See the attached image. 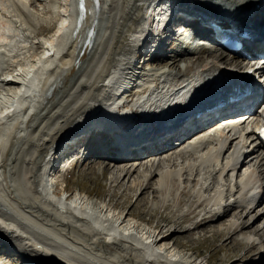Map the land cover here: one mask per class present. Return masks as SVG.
<instances>
[{"label": "bare ground", "instance_id": "bare-ground-1", "mask_svg": "<svg viewBox=\"0 0 264 264\" xmlns=\"http://www.w3.org/2000/svg\"><path fill=\"white\" fill-rule=\"evenodd\" d=\"M57 1L44 0L43 8L48 11L49 2ZM60 1L64 7L63 17L56 23L53 31L37 42L32 39L35 35L29 32V25L26 26L27 19L29 22L33 20L28 13L30 9H27L32 6L33 0H0V156L7 138L13 140L6 156L0 159V248L4 249V252L8 250L25 257L23 261L20 259L22 256L15 257L11 264H15L16 259L20 264H174L173 261L176 260L181 264H204L188 253L176 250L175 246L194 250L190 236L200 230L208 232L216 240L223 237L218 252L229 249L231 243L236 241L237 234L247 237L248 233H256L261 238L259 241L237 240L238 246L247 247L245 252L236 258L233 253L225 257L231 259V262H241L247 256L249 262L246 264H264V223L263 226L260 225V229L250 232L256 221H246L242 218L253 208L256 211L260 209L258 214L264 209V205L259 207L264 199V143L258 138L255 130L245 128L249 121L248 116H239L234 125L216 128L214 134L197 139L194 143L189 142L197 135L186 137L176 132L159 144L140 150L131 149L130 153L118 152L119 145L127 149L129 139L149 138V133L153 132L149 127L156 128L155 130L165 126L176 127L179 119L172 123L141 122L143 128L136 132L134 125L140 120L132 118L128 123L124 120L129 115H119L115 109L114 112H107L110 114L109 120H112L111 123L117 130H97L91 124L95 119H101L102 123L104 116L100 118V115L105 112V108H109L116 99L124 96L123 93L117 95L114 92L118 87L114 82L119 83L120 79L131 77L126 82L127 85L130 84L136 71L146 72L149 64L161 68H152L153 70L149 71L151 78L143 82L144 91L150 90L152 85L153 89L171 85L181 88L184 76L193 78L197 72L210 76L224 70L228 65L247 67L245 63L239 64L237 61V55L243 51L229 54L227 57L226 52L213 50L203 44V41L189 43L188 39L184 40L183 46L177 47L176 38L167 42L168 34L173 30L167 23L156 33L148 30L146 14L156 0H128L123 7L126 13L122 12L118 19L120 29L113 39L111 56L109 52L102 64L103 68L99 69L100 71L97 69L93 77L81 82L84 64L95 48L92 43L80 52L86 35L85 30L96 20V36L102 5L101 8H96L93 0H86L85 17L74 31L79 15L78 0ZM194 1L196 2H190ZM213 1L223 2L228 9H219L207 1L199 0L198 4L195 5L194 2L195 6L188 11L206 17L204 21L207 23L208 18L215 13L218 18L235 26L250 18L251 8L260 11L264 6V0ZM263 27L264 25H259L257 28L263 30ZM145 29L148 32L146 34ZM199 29L205 31L203 26ZM256 35H262L264 38V32H258ZM150 40H156V46L144 61L148 65L140 67V59L134 63L133 58L146 54L145 46L149 45ZM263 45L264 42L260 41V38L246 43L249 51L264 52ZM24 49L28 50L27 54ZM24 53L26 56H23ZM190 55L195 58L186 60ZM77 58L79 61H76ZM204 58L208 59L203 60ZM184 60L186 61L183 63ZM114 74H117L115 78ZM143 75L145 77L144 73ZM80 82L85 89L77 95L73 103L59 110V94L62 93L64 99H70L74 88ZM210 84L205 86L203 92L210 88ZM229 87L222 83L220 88L228 90ZM213 90L214 88H211L207 92ZM136 91L133 87L124 91L129 92L124 98L126 107L133 108L135 105ZM198 106L199 103L194 106L197 111L201 109ZM46 116L47 121L55 118L54 125L44 130L43 124L46 121L40 120L35 125L36 131L40 126L37 131V134L40 133L38 140H26L42 153H34L30 159L27 154H21L24 156V162L30 161L27 164L30 173L27 177L31 181L30 187H33L36 193L34 198L32 197L34 204L20 201L21 204L19 202L16 205L15 194L6 178L9 160L17 151V144L22 143L21 135L25 134L24 129L32 127L38 118ZM210 129L212 128H207ZM159 132L157 130L155 133ZM98 135L101 137L97 138ZM248 137L251 138L249 142ZM177 140L180 141L179 146H171ZM209 142H215V145L204 151L206 143ZM63 152L64 155L71 153L73 162L84 154V159L94 155L103 158L106 174L104 176L110 185L125 187L121 196L116 199L117 195L109 191L106 204L98 206L90 199V191L85 190L84 194L68 191L65 193L66 189L60 185L59 176L62 169L58 164V158ZM225 153L229 155L225 156ZM183 158H194L201 162L198 165L191 162L186 164ZM224 158L228 160L224 162ZM255 158L258 161L256 167H245L250 176L255 174V180L249 186L248 179L242 185L236 178L234 181L238 188L234 192L239 193L231 201L222 202L220 194L223 192L220 191V194L216 195L218 190L210 187L211 183L205 184L204 177L207 175L202 176L203 180L199 177L201 173H210L211 182L219 183L218 177L225 173L227 177L224 179L232 180L233 174L238 175L241 167ZM214 160L221 162L219 169L214 165ZM180 165L186 174L181 182L183 184L178 181L180 171H176ZM172 166L175 169H172ZM189 171L194 175H190ZM226 186V190H231L230 186ZM244 187L247 188L246 191ZM133 192H137L134 203L130 200ZM149 198L154 203L153 212L164 211L165 217L160 215L157 221L149 218L147 226L130 217L143 219L142 212L132 208L141 201L146 207L150 203ZM23 203L31 210H39L44 217L38 215V212H31L29 208L26 209ZM235 207L238 210L232 212ZM126 208H129L128 211ZM74 209L79 213L76 214ZM48 218L52 221H48ZM58 224L64 227H59ZM180 231L190 235L187 236L188 240L184 241L181 236H176ZM172 239L174 242L170 243ZM204 239H207L206 236ZM101 247L107 254L115 251L119 256L115 258L111 253L106 255L101 252ZM1 255L0 252V257ZM206 261L216 264L212 259Z\"/></svg>", "mask_w": 264, "mask_h": 264}, {"label": "rangeland", "instance_id": "rangeland-1", "mask_svg": "<svg viewBox=\"0 0 264 264\" xmlns=\"http://www.w3.org/2000/svg\"><path fill=\"white\" fill-rule=\"evenodd\" d=\"M103 1H105V2H103ZM126 1L128 2V0H102V3H101L102 11L100 12L101 14L99 16V20H100L99 24L100 25L98 24L97 38H95L96 40L94 43L95 48H94L92 54L88 56L89 59L86 60V62H85L86 65L84 64V67H83L84 69H82V73H81V79H82L81 82H83V80L90 79L91 76L93 77V74L97 73L96 72L97 69H98V71H100L103 68L102 64H104V60L107 59L106 56H108L109 52H110V56H111V53L113 51V48H112L113 39L120 29L119 28L120 24L118 27V19L121 16V13L124 12L123 7L125 4H127V3H125ZM33 3H34V6H33ZM33 3H32V6L27 7V9L28 8L30 9V10L28 9L29 11L27 10L29 13V16L32 17L31 19H33V20L31 22H29V20L27 19L26 22L28 21V23L26 24V26L29 25L28 26V27H30L29 32L31 33V35H35V37L33 36L32 39L34 41L38 42L39 40L44 38L43 36H47L51 31H53L56 23L58 21H60V19L63 17L62 15H63L64 7L62 6V3L60 0H58L57 2H49V6H50L49 8L50 9H48V11H45V9L43 8L44 0H33ZM122 4H123V6H122ZM124 13H126V12H124ZM117 14H118V16H117ZM33 15H35V16H33ZM149 47H151V45H149ZM24 50H25V53L27 54L28 50H26V49H24ZM25 53L23 54V56L24 55L26 56ZM227 57H229L228 53H227ZM190 58L194 59L195 56L190 55V57H188L186 60H188ZM206 59H208V58H204L203 60H206ZM186 60H184L183 63ZM152 68L158 69V68H161V66L149 64L146 67V69H147L146 72H142L145 74L144 82L148 81L151 78L149 71H152L153 70ZM116 75L117 74H114L113 77ZM126 79H128V78L124 77L123 80L120 79V81H118V82L122 83V81H125ZM81 82L77 85V87L74 88L73 93H72L73 95L71 94L72 98L70 97V99H69V97H67V99H64L65 96H62V93L59 94V97H58L59 102L58 103L60 105H59V107L56 106L59 108V110L63 109L67 105L71 104V102L73 103V100H76L77 95L78 94L80 95L81 92L85 89V88L83 89ZM73 84H75V83H73ZM69 88L70 87H68V89ZM46 118H47V116L43 117L41 119L38 118L37 122L33 123L34 125H32V127H28L27 129H24L25 134L21 135L22 136V143L19 142L20 145L17 144V147H15L16 145L14 146L15 149H17V151L13 155H11L12 157L9 160L10 165L8 166V169L6 171V178H7L8 183L11 185L12 190L15 194L14 202L16 203V205H18V203L20 201L29 202L30 204H34L32 197L34 198L36 193L33 190V187H30L31 181L27 177V175L30 174L29 168H28L29 165H27L28 162H30V161L24 162V156L23 155L27 154L28 158H29L34 153H36V155L42 153L40 151V149H38L37 147L34 146V144H32L28 141L26 142V140H29V139H31V140L34 139L36 141L38 140L37 138L39 137L40 133L38 132V134H37V131L40 128V126L36 131L35 125L38 122H40V120H42V122L46 121V122H44V124L42 123L44 130L46 128L52 127L54 125V121H55L54 119L55 118L48 119V121L46 120ZM33 133H35V134H33ZM248 134H251V133L248 132ZM23 135H25L24 136L25 138L23 137ZM242 135L245 137L244 133ZM247 140L249 142L251 140V138L248 137ZM12 145H13V140H11V138L10 139L7 138L6 144L4 147L5 149L3 148V150L1 151L2 154L0 156V159H3L6 156L7 151L9 150V148ZM22 145H23V147H22ZM213 145H215V142L206 143V146H205L206 148L204 151H207V149H209L210 147H213ZM19 150H21L20 153L18 152ZM21 154H23V155H21ZM225 154H226L225 156L229 155V153H225ZM84 157H85V154H84V156H81L75 162H73V161H71V163L68 162L67 169L62 171V173L60 174V176H59L60 177V185L62 186V188H63V185H65V189H66L65 193H67V191H68L69 193L71 192L74 194L80 193V192H83L82 194H84L85 190L90 191L91 192V195H90L91 198H90V196H89V198L93 202L98 204V206L99 205L102 206L103 203L106 204V201H108L107 194L109 191L114 192L117 195L116 199H118L121 196L122 192L124 191L125 187L122 186L123 188H121V187H116V186L110 185V182L104 176L106 174H104L105 170H104V166H103V158H100L97 155L91 156L92 158H88V159H86V158L84 159ZM95 160H97V161H95ZM183 160H185L186 164L191 162L192 164L198 165L201 162L200 160H196L194 158H191V159L190 158H185V159L183 158ZM227 160H228L227 158H224V162H226ZM256 164L258 165V161L256 158L254 160H252L251 162H249L248 164H245V166L241 167L242 169L240 170V173L238 175L236 173L233 174L232 180H229V179L225 180L224 178L227 176H225V173H223V175H221V177L220 176L218 177L220 182L219 183L215 182L216 185L214 182H211L212 181V175L210 173H207V174L203 173L204 175H202V173H201V175H199V177H200V179L203 180L202 176L207 175V177L206 176L204 177V179H205L204 182L206 181L205 184L211 183L210 187L215 188V190H218L216 192V195H218V193L220 194V191L223 192L222 194H220L222 202L229 201V200L231 201L236 196H238V193H239V192H234L238 188L237 184H235L234 180L237 178L238 181H241V184L243 185V184H245L246 179H248L249 180L248 185H251L253 183V181L255 180V178H254L255 174H252L250 176V173L246 170L245 167H248V168H250V167L252 168L253 166L256 167ZM201 165H202V163H201ZM214 165L217 166V169H219V167L221 166V162L214 160ZM181 166L182 165H180L178 167L176 166L177 167L176 168L177 173H179V171H180L179 174H181L180 176L178 174V181L180 183L182 182L183 178L186 176V174L183 172V170H181L182 169ZM213 168H214V166H212V169ZM172 169H175V168H173V166H172ZM0 170H1V168H0ZM4 170H5V168H4ZM248 170H250V169H248ZM189 173H190V175L193 174L192 171H189ZM2 176H4V175H2ZM208 176H210V177H208ZM181 184H183V183H181ZM214 185H215V187H214ZM226 185L230 186L231 190H229V189L226 190V188H227ZM62 195H63V193H62ZM136 195H137V192L132 193V196L130 199V200H132L131 202L134 203V199H135ZM149 201H150V203L146 207L143 206L144 202L141 201V203L138 202V203L134 204V207L132 208L134 211L142 212L143 219L134 218L133 216H131L130 218L134 221L137 220L138 222L142 223L143 225L147 224V226H148L149 224H148L147 219L150 218L151 220L157 221V218L160 215L163 216L164 211L162 212L159 210V212L158 211L156 213L153 212L152 208L154 206V203L151 201L150 198H149ZM263 203H264V199L262 200V203H261V205H259V207L263 206L264 205ZM20 204H21V202H20ZM23 204H24L26 209H28V208L30 209V207L25 205L26 203H23ZM93 209L96 210L95 208H93ZM128 209L129 208H126V211H128ZM237 210L238 209L235 207L232 209V212L237 211ZM254 210L255 209L253 208L248 213L247 216L244 215L242 217L246 221L247 220L248 221L250 220L251 222L256 221L254 223V225L252 226V229L250 228V232L252 230L260 229L264 225L263 224L264 223V209H262V212H260V214H258V211L260 209H258L257 211L256 210L254 211ZM31 212H34V213L38 212V215L44 217V214H41V212L39 210L38 211L33 210V208H32ZM152 213H154V215ZM152 217H153V219H152ZM154 217H156V218H154ZM163 217H165V216H163ZM158 219H160V217ZM48 221L51 222L52 220H50L48 218ZM260 225H262V226H260ZM59 227H64V226L59 225ZM177 233L178 234L176 236H181L182 237L181 240L184 239V241L188 240V237L190 236V235L184 234L185 232H182V231L177 232ZM247 235L248 236L245 237V235L243 236L242 234H237L236 241H233V243H231L229 249H224V250H221L219 252H218L219 245L223 242V237L219 238V240L213 239L212 236H210V234H208V232L205 233L204 230L203 231L200 230L199 232H195L190 236V239L192 241V245L195 247L194 250L193 249L192 250L187 249V248L177 246V245H175V246H176V250L178 249L182 253H188V255L192 256V258H198V260L202 261L204 264H210L208 261H206L208 259H212V260L216 261L215 262L216 264L217 263H219V264H244L245 263L246 264L249 262V258L247 256L241 262L238 260L237 261L234 260L233 262H231V259H229L228 257H225V256L229 255L230 253H233V257L236 258L241 253L245 252L247 249L246 246L240 247L237 245V242L241 241L242 239L243 240L250 239V240H256V241H259L261 239V238H259V236H257L256 233L255 234L254 233H248ZM205 236L207 239H204ZM260 236H261V234H260ZM262 237H264V234L262 235ZM173 240L174 239H172L170 243H173L174 242ZM100 250L102 253H104L106 255H110V253H111V256H113V254H114L115 258L117 256H119L118 253L115 254V251L108 252V254H107L104 251L105 250L104 248L101 247ZM0 252L2 253V255L0 257V264H11V261L15 257L19 256V254L13 253L12 251L6 250V252H4V249H1V248H0ZM21 256H22V258H20V259L23 261L25 259V257L23 255H21ZM21 256H19V257H21ZM173 262H174V264H181L177 260L173 261ZM14 263L20 264L19 262H17V259ZM110 264H117V262H110Z\"/></svg>", "mask_w": 264, "mask_h": 264}, {"label": "water", "instance_id": "water-1", "mask_svg": "<svg viewBox=\"0 0 264 264\" xmlns=\"http://www.w3.org/2000/svg\"><path fill=\"white\" fill-rule=\"evenodd\" d=\"M86 9H87V7L85 5V0H81V15H80V18H79V21H78V27L80 26V24L82 23V21H83V19L85 17ZM96 30H97V27H96V20H95L86 29V37H85L84 44H83L84 46H83V49H82L81 52H83L84 47L86 45L90 46L92 44V42L94 40V36H95Z\"/></svg>", "mask_w": 264, "mask_h": 264}]
</instances>
